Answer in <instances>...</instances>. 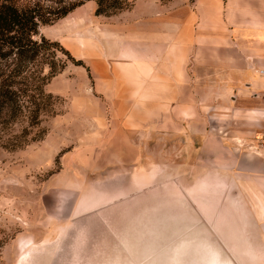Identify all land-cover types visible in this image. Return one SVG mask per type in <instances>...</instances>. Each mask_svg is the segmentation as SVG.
<instances>
[{
	"label": "rangeland",
	"instance_id": "obj_1",
	"mask_svg": "<svg viewBox=\"0 0 264 264\" xmlns=\"http://www.w3.org/2000/svg\"><path fill=\"white\" fill-rule=\"evenodd\" d=\"M87 1L37 26V36L58 40L82 61L66 59L45 84L61 97L57 113L33 126L17 118L0 136V264H264V170L248 163L264 164L259 133L241 155L215 157L207 173L198 165V181L187 174L163 181L156 172L134 183L143 169L119 157L85 61L57 38L94 39L103 16L130 0L102 17ZM11 136L21 145L6 143ZM189 188L198 194L186 195Z\"/></svg>",
	"mask_w": 264,
	"mask_h": 264
},
{
	"label": "crops",
	"instance_id": "obj_2",
	"mask_svg": "<svg viewBox=\"0 0 264 264\" xmlns=\"http://www.w3.org/2000/svg\"><path fill=\"white\" fill-rule=\"evenodd\" d=\"M103 17L94 39L57 38L85 61L119 157L143 169L134 183L198 181V165L241 155L264 128V0H130Z\"/></svg>",
	"mask_w": 264,
	"mask_h": 264
},
{
	"label": "trees",
	"instance_id": "obj_3",
	"mask_svg": "<svg viewBox=\"0 0 264 264\" xmlns=\"http://www.w3.org/2000/svg\"><path fill=\"white\" fill-rule=\"evenodd\" d=\"M82 1L51 0L52 6H43L38 1L0 0V136L17 118L22 117L33 126L41 115L57 113L54 105L61 97L47 90L45 84L63 68L66 59L82 61L58 40L37 36V26L65 15ZM121 1L95 0L94 12L110 13L123 6ZM6 143L12 147L21 145L12 136Z\"/></svg>",
	"mask_w": 264,
	"mask_h": 264
},
{
	"label": "built area",
	"instance_id": "obj_4",
	"mask_svg": "<svg viewBox=\"0 0 264 264\" xmlns=\"http://www.w3.org/2000/svg\"><path fill=\"white\" fill-rule=\"evenodd\" d=\"M257 73L260 75H264V64L262 66H259L256 68ZM258 143L257 145L259 146V149L263 152L264 154V128L259 132L258 134Z\"/></svg>",
	"mask_w": 264,
	"mask_h": 264
}]
</instances>
